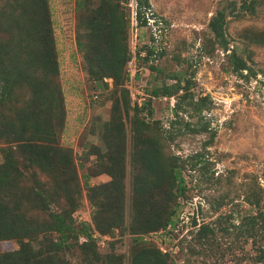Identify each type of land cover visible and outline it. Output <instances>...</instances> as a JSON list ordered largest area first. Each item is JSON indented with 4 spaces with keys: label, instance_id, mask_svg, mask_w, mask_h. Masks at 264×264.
<instances>
[{
    "label": "rangeland",
    "instance_id": "obj_1",
    "mask_svg": "<svg viewBox=\"0 0 264 264\" xmlns=\"http://www.w3.org/2000/svg\"><path fill=\"white\" fill-rule=\"evenodd\" d=\"M45 1L53 38L52 66H39L29 54L43 49L41 35L35 33L37 26L28 19L21 27L22 22L10 18L22 14L21 1L0 0V51L20 49V41L14 38L20 26L27 52L6 58L0 65V76L4 67L14 66L25 77L13 87L8 111L13 116L22 113V107L33 111L26 136L32 135L37 145L54 147L50 158L40 165L30 166L15 152L10 166L4 150L13 144L0 140V217L9 224V232L23 238L34 255L42 252L39 263L54 255L51 240L55 235L49 231V219L35 208L33 193L38 192L52 211L69 214L74 226L86 227L95 240L97 261L76 247L58 254L62 264H101L110 257L130 264L129 254L136 247L135 238L140 237L141 242L167 253L169 264H252L255 249L249 241L236 242L233 228L239 217L237 210L241 215L254 212L253 205L246 203L247 197L258 202L264 213V0H237L234 10L231 3L236 5V0H149L143 26L135 18L136 0H118L128 21L132 52L122 86H114L106 77L93 80L85 54L78 48L77 39L85 33L89 10L95 9L99 0H81L80 8L77 0ZM243 3H250L253 11L239 10ZM229 4L226 37L231 50L250 59L256 76L248 80L230 71V52L218 45L207 28L211 16ZM177 80L187 82L194 99L208 96L211 100L210 109L200 118L180 113L175 120V99L151 96L154 87ZM124 88L129 93L127 108L123 105ZM149 97L152 115L144 109L138 111V117L152 128L143 130L134 121L135 105ZM116 99L118 107L113 110ZM48 121L49 135L34 131L35 125L46 127ZM185 123L197 129L207 125L208 129L190 132ZM155 131L160 134L163 156L181 168L185 195L173 202L178 217L175 227L134 233L131 225L138 211L136 203L140 208L151 205V211L160 210L161 205L173 206L167 201L169 187L156 189L151 203L145 205L133 191L141 169L136 155L141 144L135 134L153 136ZM110 182L119 188L107 186ZM121 191L123 197L116 198ZM105 199L106 204L120 201L115 207L122 215L119 227L103 233L99 226L102 228L104 221H94V216ZM149 213L142 216L148 219ZM218 222L229 229L227 234L217 233V244L208 245L204 255H189L188 245L200 248L192 241L193 232L200 225L215 229ZM20 243L18 237L1 239L0 253L16 250ZM243 255L250 258L236 261Z\"/></svg>",
    "mask_w": 264,
    "mask_h": 264
},
{
    "label": "trees",
    "instance_id": "obj_2",
    "mask_svg": "<svg viewBox=\"0 0 264 264\" xmlns=\"http://www.w3.org/2000/svg\"><path fill=\"white\" fill-rule=\"evenodd\" d=\"M22 7V14L18 16L10 15L13 22H22L23 26L27 25L28 19L31 20L33 26H37L35 33L41 35V41L43 49L37 54L33 55L32 51L29 54L35 60L39 66H52L53 59V46H52V32H50L49 18L47 5L45 0H32L28 3L27 0H20ZM77 8L81 7V0H77ZM232 4L234 10L237 6L235 3ZM230 4L218 11H216L210 18L207 28L215 36L218 45L225 51L230 52L227 54L229 61V69L233 74H236L245 80L250 77H255L256 73L252 70L249 65V60L241 57L235 49H230V43L226 37V19L227 12ZM150 3L149 0H136L135 18L137 23L141 26L147 23V11H149ZM239 10H250L253 11L250 3H243L238 7ZM30 11L28 12V10ZM237 9V7H236ZM32 14L31 17L28 16ZM232 11V15H233ZM89 20L85 23L83 31L79 35L77 42L78 48L84 52V58L88 61L89 74L95 81H101L102 78L112 79L114 86H122L124 79L127 77L126 63L131 58L132 52L128 44V31L126 26L128 21L124 18V14L119 9L118 0H99L98 6L95 9L89 10ZM236 17H239V11H236ZM20 26L17 27V34L15 39L20 41V49L18 50H2L0 51V65L3 66L5 59L9 57H20L24 53L26 54V48L23 47L24 38L20 32ZM37 31V32H36ZM84 38V39H83ZM25 44V43H24ZM90 56V58H89ZM245 75H243V73ZM25 79L24 75L20 70L14 68V66L4 67L2 75L0 76V140L5 143H12L4 150V157L6 164L12 166L14 164V154L19 152L25 159V161L31 166L33 164L40 165L50 158V154L54 150V147L48 145H37L33 143L34 139L32 135L26 136V126L32 121L30 115L34 112L26 107H22V113L18 116H13L8 111L9 100L11 98L13 87L19 85L21 81ZM29 79V78H28ZM31 80V79H30ZM47 88V83H43ZM123 91V105L125 108L128 107V90L122 89ZM37 95L42 92L35 91ZM182 92L181 94H179ZM157 95L167 96L168 98H174L175 103L172 107L174 118H178L180 113H187L189 118H200L202 112L209 110L212 104L208 96L199 97L194 99L188 91L187 82L181 84L179 80L175 83L163 84L160 87H154L151 90V96ZM119 100L116 99L114 102L113 110L118 107ZM146 110V114L151 116L153 109L151 107V97L147 98L144 102L138 106L135 105L136 112L134 113V121L143 129L147 130L151 126L144 119L138 117L139 110ZM173 122L177 121H172ZM157 123V122H155ZM37 124V123H35ZM186 129L190 132L197 133L199 131H206L207 125H203L200 129L196 126L185 123ZM34 131L39 132L43 136L50 134L49 121L46 127L35 125ZM152 128V127H151ZM155 135L142 137L139 133L135 134V139L141 145L136 149V155L138 157V163L140 164V171L135 176L133 191L139 197L140 203H151L149 201L155 194L156 189H163L169 187L166 191L168 193V202L173 205L175 199L185 195L184 180L181 176V168L176 162L171 161L163 156L160 134L155 131ZM164 132V131H162ZM161 132V133H162ZM213 136L210 137V141ZM117 171L113 173V177L116 178ZM177 186L175 187V185ZM107 186H119L113 182H110ZM173 188H176L174 192ZM121 189V188H120ZM123 191L116 194V198L123 197ZM106 198V197H105ZM33 200H35V208L41 212H44L49 219V231L54 233L55 238L51 240V246L53 249V256L40 261L42 252L33 254L31 247L28 243L23 241V238L17 234H11L9 224L0 217V240L18 237L22 240L19 244L18 249L12 251H2L0 253V264H24V260L33 261L34 264H62V260L59 259L58 254L64 251H71L76 247L88 257L95 258L97 261L99 256L96 252V244L93 239L92 233L86 227H75L69 214L65 212L52 211L49 204L44 200L42 195L38 192L33 193ZM253 205L254 212L241 215L239 210L236 214L239 215L236 227L233 228L235 231L236 242H240L241 239L244 242L249 241L251 246L255 249L256 254L251 259L252 264H264V213L258 207L259 203H254L249 197L246 199V203ZM115 203L120 204V201L110 202L103 204L100 211L96 212L94 221L98 218L99 222L104 221V224L99 226L100 230L105 233L112 227H119L120 215ZM138 209L136 217L134 218L131 231L141 233H151L158 230H166L167 228L175 227L177 224V206L161 205L162 208L150 210L151 205L147 208L137 207ZM116 205V206H117ZM102 205H99V208ZM114 210L115 215H112L111 211ZM146 215L149 213L147 218L142 216L143 213ZM98 214V216H97ZM100 216V217H99ZM122 217V216H121ZM144 222H140V220ZM98 222V223H99ZM192 226L195 227L197 224L194 219L191 222ZM228 228H224L218 222L217 228H212L209 225H200L197 230L193 233L192 241L197 245H200L199 249H195L192 245H188L187 252L189 255H204L206 247L210 244H217V233L227 234ZM80 239L83 241L80 242ZM142 237L135 238L136 247L130 252L129 260L130 264H169L167 253H162L157 247L149 242H141ZM79 240V243H78ZM250 258V256H242L236 261H241ZM27 262V263H28ZM26 263V264H27ZM101 264H121L117 261L114 262V258L110 257Z\"/></svg>",
    "mask_w": 264,
    "mask_h": 264
}]
</instances>
